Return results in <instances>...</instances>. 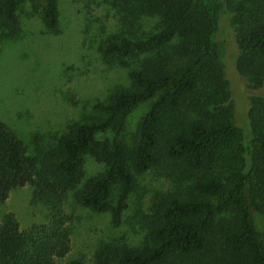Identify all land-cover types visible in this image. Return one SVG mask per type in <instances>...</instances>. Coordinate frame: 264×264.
<instances>
[{
  "label": "trees",
  "instance_id": "1",
  "mask_svg": "<svg viewBox=\"0 0 264 264\" xmlns=\"http://www.w3.org/2000/svg\"><path fill=\"white\" fill-rule=\"evenodd\" d=\"M24 0H0V45L20 33ZM41 18L54 30L59 0H41ZM130 18L99 45L105 61L138 58L128 86L91 104L97 115L70 124L42 144L26 145L0 121V205L11 190L31 187L45 220L21 229L12 212L0 219V264H56L71 249L75 201L124 222L138 177L154 170L169 181L151 194L141 242L101 244L92 264H264V235L253 213L264 215V94L251 98L245 139L235 123L216 39L222 0H115ZM234 38L242 50L236 70L252 87L264 83V0L231 6ZM155 20L149 30L139 23ZM132 25L138 28L132 31ZM148 102L132 137L126 121ZM90 155L103 169L85 177ZM70 264H83L73 261Z\"/></svg>",
  "mask_w": 264,
  "mask_h": 264
},
{
  "label": "rangeland",
  "instance_id": "2",
  "mask_svg": "<svg viewBox=\"0 0 264 264\" xmlns=\"http://www.w3.org/2000/svg\"><path fill=\"white\" fill-rule=\"evenodd\" d=\"M226 10L216 39V55L224 67L229 84V102L235 123L245 139L251 136L248 107L255 95L264 94V83L252 87L236 70L241 55L232 24L231 6L236 1L222 0ZM41 0L21 1L18 10L20 33L3 37L0 45V121L5 122L26 145L37 136L42 144L53 141L75 121L98 113L91 104L106 101L117 87L128 86V70L138 58L105 61L99 45L115 31L126 29L129 16L115 0H59L58 27L48 29L41 18ZM155 20L147 17L139 23L141 31L149 30ZM138 28L132 25V31ZM149 103L138 104L128 116L126 131L132 137ZM103 169L90 155L85 156V177ZM169 181L153 169L138 177V187L131 195L123 224L115 228L109 213H95L69 200L66 211L72 218L71 249L56 264L81 261L92 264L98 247L107 242L125 240L141 242L145 229L142 217L148 213L151 194L166 189ZM12 212L20 228L45 220V208L32 204L28 185L11 190L0 205V219ZM257 229L264 235V215L253 213Z\"/></svg>",
  "mask_w": 264,
  "mask_h": 264
}]
</instances>
